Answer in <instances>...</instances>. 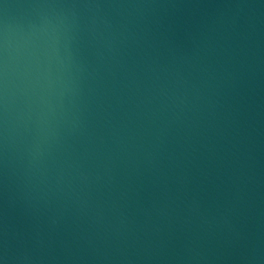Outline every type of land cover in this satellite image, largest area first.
<instances>
[{
	"label": "water",
	"instance_id": "obj_1",
	"mask_svg": "<svg viewBox=\"0 0 264 264\" xmlns=\"http://www.w3.org/2000/svg\"><path fill=\"white\" fill-rule=\"evenodd\" d=\"M0 264H264V0H0Z\"/></svg>",
	"mask_w": 264,
	"mask_h": 264
}]
</instances>
